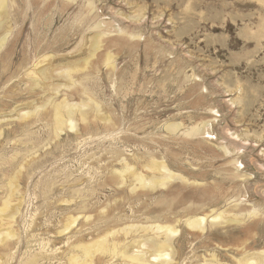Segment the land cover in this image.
I'll return each instance as SVG.
<instances>
[{"label": "rangeland", "instance_id": "rangeland-1", "mask_svg": "<svg viewBox=\"0 0 264 264\" xmlns=\"http://www.w3.org/2000/svg\"><path fill=\"white\" fill-rule=\"evenodd\" d=\"M8 4L0 264H128L95 243L128 247L144 232L123 229L157 224L178 229L177 258L164 264L264 258V0ZM154 162L182 177L142 186L138 175H163ZM219 212L243 221L186 223Z\"/></svg>", "mask_w": 264, "mask_h": 264}, {"label": "bare ground", "instance_id": "bare-ground-1", "mask_svg": "<svg viewBox=\"0 0 264 264\" xmlns=\"http://www.w3.org/2000/svg\"><path fill=\"white\" fill-rule=\"evenodd\" d=\"M8 1L9 0H0V29H3V26H4V23L7 21L8 19V16H7V6L9 5L8 4ZM92 3V2H91ZM93 4V3H92ZM9 13V12H8ZM101 24V22H99ZM97 26H100L99 24H97ZM121 31V30H120ZM4 32V31H3ZM2 32V33H3ZM10 33V32H9ZM9 33H5L4 36H2L0 38V48L5 44V41L7 39V34ZM99 33V32H98ZM99 36V35H98ZM98 36L96 35V37L94 38V42L93 44H100L99 43V39H98ZM101 36V35H100ZM86 39V38H85ZM97 48V47H96ZM46 55V54H45ZM49 56V55H48ZM51 57V56H50ZM90 57V56H89ZM108 59V58H107ZM49 60V59H47ZM82 61V60H81ZM85 62V61H84ZM47 63V62H46ZM80 63V62H79ZM43 64V63H42ZM48 64V63H47ZM51 63H49V66H50ZM78 64V63H77ZM83 64V63H82ZM81 64V65H82ZM110 64V63H109ZM41 65V64H40ZM46 66V65H45ZM65 66V65H64ZM37 67V66H36ZM71 67V66H70ZM82 67V66H81ZM44 68V67H43ZM83 68V67H82ZM37 69V68H36ZM45 69V68H44ZM44 75H45V72H43ZM42 73V75H43ZM32 74V73H31ZM65 75L68 77L69 76V71H65ZM46 77V76H44ZM63 77V76H62ZM40 78V77H39ZM51 78V77H50ZM69 79V78H68ZM73 80V79H72ZM65 82V81H64ZM90 99V98H89ZM91 100V99H90ZM89 101V100H88ZM91 102V101H90ZM89 102V103H90ZM96 103V102H95ZM44 104V103H43ZM63 104V103H62ZM65 104V103H64ZM67 104V103H66ZM65 104V105H66ZM64 105V106H65ZM68 105V104H67ZM78 105V104H77ZM71 106V105H70ZM80 106V105H79ZM85 106V105H84ZM63 107V106H62ZM62 107H60V105L57 106V112H56V121H57V126H59L58 128H61L62 125L65 124V117L63 116L62 112H61V109ZM55 108V106H54ZM70 108V107H69ZM93 108V107H92ZM65 110V109H63ZM68 110V109H67ZM70 110V109H69ZM95 110V109H94ZM72 112V111H71ZM67 113V112H66ZM81 113V112H80ZM72 114V113H71ZM86 114V113H85ZM72 116V115H71ZM87 116V115H86ZM85 116V117H86ZM21 117V116H20ZM72 118V117H71ZM69 119H70V115H69ZM68 119V120H69ZM85 119V118H84ZM106 119V118H105ZM70 121V120H69ZM208 122V121H207ZM205 123V122H204ZM67 124V123H66ZM76 125V124H75ZM178 125V124H177ZM176 124H170L167 126V131L170 130V132H174L175 130L178 129V126ZM203 125V124H202ZM193 126V128L188 132V134H195V133H200L202 134L204 131H205V126ZM209 125V124H208ZM207 125V126H208ZM165 127V126H164ZM57 128V129H58ZM60 130V129H59ZM58 130V131H59ZM206 132V131H205ZM204 132V133H205ZM1 133V132H0ZM224 150L226 152H230L229 149L227 148V146L225 147L224 146ZM155 161V160H154ZM162 162V161H160ZM158 163V162H154L155 166L152 168H158L156 170L158 172V170H160V173L162 172L163 175H152L151 177H146L144 175H138L137 179L139 181H141L140 183L142 184V186H145V187H149L151 189H154L158 186H164L166 185V183L171 180L172 178L174 177H182L180 175H176L174 174V172L172 173L170 168L168 169L167 167H165V169H163V166L164 165H167V164H163V163ZM234 162V161H233ZM235 163V162H234ZM127 166V165H126ZM130 167V166H129ZM131 169V168H130ZM170 170V171H169ZM130 171V170H129ZM125 172V171H123ZM120 174H123L122 172H120ZM159 174V173H158ZM135 178V177H134ZM11 181V180H10ZM14 184V183H13ZM7 201V200H6ZM9 201V199H8ZM10 203H5V206L0 208V214H2L3 212L7 211L8 208L10 209ZM14 207V206H13ZM16 208H19V207H16ZM255 208V207H254ZM15 209V208H14ZM13 209V210H14ZM19 210V209H18ZM11 211V210H10ZM257 209H254L252 212H250L248 215L249 216H252V215H255L257 213ZM259 212V211H258ZM17 213V211H14L13 214H11V218L14 217V214ZM226 213V212H225ZM4 214V213H3ZM227 214V213H226ZM224 214L223 212H219V213H216V214H213L211 215V217H208L207 216H201V217H188L189 219L187 220V225L189 227H191L192 229H197V230H200V231H205V229L209 226L211 227H214V226H217V225H225V224H230V223H240L243 221L242 219V216H233V217H229L227 215L229 214ZM3 217V216H2ZM9 217V216H8ZM247 218V217H246ZM2 219V218H1ZM14 219V218H13ZM245 221V220H244ZM74 224V223H73ZM69 228V227H68ZM123 228V227H122ZM135 226H131L128 227V228H125L123 229L124 232H126L125 234L127 233H132V232H135V231H143L144 232V235L143 236H140V239H132V241H135V242H132L130 244V241L129 242V245H127L128 247H123L121 246L119 243H113V244H110L109 241H108V238L105 237L103 238L102 240H100L99 242L97 241V243H95V247H98L96 248L97 250L96 251H101V252H104V253H108L110 254L112 257H122L124 260L128 261V264H164V263H167V262H170V261H173L174 259L177 258V254H178V249L176 248L175 246V237L176 235L178 234V229H177V226L176 225H152V226H146V227H143V228H137V230H135ZM64 229V228H63ZM65 230V229H64ZM63 230V231H64ZM122 230V229H121ZM62 231V232H63ZM6 232V231H5ZM8 232V231H7ZM13 232V231H12ZM61 232V231H60ZM66 232V231H65ZM152 232V235H145L147 233H150ZM64 233V232H63ZM11 235V234H10ZM12 236V235H11ZM13 236H15L13 234ZM4 239H7L6 237H4L3 235V230L1 229L0 230V242H3ZM131 240V239H130ZM126 244V243H125ZM83 245V244H82ZM123 245V244H122ZM134 246L138 248L137 251H133L132 249H130V246ZM85 246V245H83ZM82 246V247H83ZM86 246H89L88 244ZM85 246V247H86ZM87 250L90 248V247H86ZM132 248V247H131ZM85 250V248H84ZM80 251V250H79ZM94 251L91 250L90 248V253H92ZM85 253V252H84ZM87 254V253H86ZM256 255V256H255ZM91 256V255H89ZM153 257V261L150 260V258ZM213 260V259H212ZM86 261V260H85ZM88 261V260H87ZM86 261V263H87ZM156 261V262H154ZM215 263L217 264H220L218 263V261L215 259L214 257V260ZM158 262V263H157ZM238 263H241V264H264V258H263V254L262 253H256L253 255H250V256H246L242 259L239 260ZM87 264H93V260H91V262L87 263ZM204 264V262L202 263Z\"/></svg>", "mask_w": 264, "mask_h": 264}]
</instances>
